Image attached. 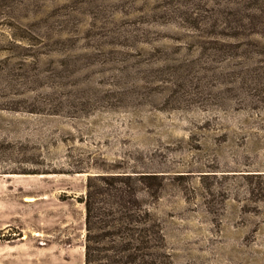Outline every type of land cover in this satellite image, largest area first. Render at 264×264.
<instances>
[{
	"label": "rangeland",
	"instance_id": "obj_1",
	"mask_svg": "<svg viewBox=\"0 0 264 264\" xmlns=\"http://www.w3.org/2000/svg\"><path fill=\"white\" fill-rule=\"evenodd\" d=\"M102 171L163 264H264V0H0V264H85Z\"/></svg>",
	"mask_w": 264,
	"mask_h": 264
},
{
	"label": "trees",
	"instance_id": "obj_2",
	"mask_svg": "<svg viewBox=\"0 0 264 264\" xmlns=\"http://www.w3.org/2000/svg\"><path fill=\"white\" fill-rule=\"evenodd\" d=\"M137 176L109 171L89 176L80 199L86 210L85 264H163L162 228L141 208Z\"/></svg>",
	"mask_w": 264,
	"mask_h": 264
}]
</instances>
